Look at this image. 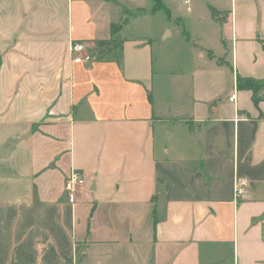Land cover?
Returning a JSON list of instances; mask_svg holds the SVG:
<instances>
[{
    "label": "crops",
    "instance_id": "crops-1",
    "mask_svg": "<svg viewBox=\"0 0 264 264\" xmlns=\"http://www.w3.org/2000/svg\"><path fill=\"white\" fill-rule=\"evenodd\" d=\"M161 1L0 0V264H264V0Z\"/></svg>",
    "mask_w": 264,
    "mask_h": 264
},
{
    "label": "built area",
    "instance_id": "built-area-1",
    "mask_svg": "<svg viewBox=\"0 0 264 264\" xmlns=\"http://www.w3.org/2000/svg\"><path fill=\"white\" fill-rule=\"evenodd\" d=\"M85 51V46L83 44H76L72 47V52L81 54ZM87 57H78L77 61L81 62L86 60ZM230 101H236V93L233 92L230 96ZM85 185V178L78 172H72L65 181V193L69 197L71 203L76 201V192L78 188ZM235 194L236 198L244 197L247 194V181L243 178H236L235 180Z\"/></svg>",
    "mask_w": 264,
    "mask_h": 264
},
{
    "label": "trees",
    "instance_id": "trees-1",
    "mask_svg": "<svg viewBox=\"0 0 264 264\" xmlns=\"http://www.w3.org/2000/svg\"><path fill=\"white\" fill-rule=\"evenodd\" d=\"M154 2V11L164 10L165 7L161 0H153ZM212 16L215 19H218L222 12L216 10L213 7H210ZM118 31V28H114V33ZM103 45V43H102ZM236 87L240 91H250L252 92V99L254 104L259 107L260 103L264 101V78H246L238 76Z\"/></svg>",
    "mask_w": 264,
    "mask_h": 264
},
{
    "label": "rangeland",
    "instance_id": "rangeland-1",
    "mask_svg": "<svg viewBox=\"0 0 264 264\" xmlns=\"http://www.w3.org/2000/svg\"><path fill=\"white\" fill-rule=\"evenodd\" d=\"M166 17L163 12L158 13L156 16L144 18L135 23V32L136 35H151L150 37L157 38L156 35L160 33L161 26L165 23ZM184 37V36H183ZM181 37V38H183ZM154 38V40H155ZM181 38H178L174 42H172V51L176 50V47L180 44ZM178 43V44H177ZM185 44V43H183Z\"/></svg>",
    "mask_w": 264,
    "mask_h": 264
},
{
    "label": "water",
    "instance_id": "water-1",
    "mask_svg": "<svg viewBox=\"0 0 264 264\" xmlns=\"http://www.w3.org/2000/svg\"><path fill=\"white\" fill-rule=\"evenodd\" d=\"M167 34H170V32H167Z\"/></svg>",
    "mask_w": 264,
    "mask_h": 264
}]
</instances>
